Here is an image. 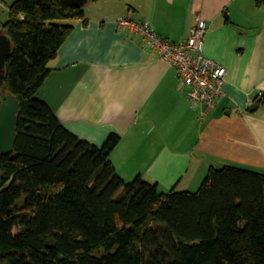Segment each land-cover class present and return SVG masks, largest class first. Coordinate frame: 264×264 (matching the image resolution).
I'll list each match as a JSON object with an SVG mask.
<instances>
[{"label":"trees","instance_id":"16d2710c","mask_svg":"<svg viewBox=\"0 0 264 264\" xmlns=\"http://www.w3.org/2000/svg\"><path fill=\"white\" fill-rule=\"evenodd\" d=\"M83 8L15 0L0 22V89L19 104L13 151L0 152V264H264V174L209 168L194 193L125 182L110 161L118 136L92 145L36 97Z\"/></svg>","mask_w":264,"mask_h":264},{"label":"crops","instance_id":"0c3cea01","mask_svg":"<svg viewBox=\"0 0 264 264\" xmlns=\"http://www.w3.org/2000/svg\"><path fill=\"white\" fill-rule=\"evenodd\" d=\"M14 1L0 0V22ZM88 2L86 23L69 22L36 93L68 131L95 146L118 136L116 173L139 175L161 193L186 191L219 165L264 174V105L248 110L264 96V0ZM121 17L175 42L196 17L206 21L204 55L226 72L215 106H193L175 70L141 36L117 28Z\"/></svg>","mask_w":264,"mask_h":264},{"label":"built area","instance_id":"2783aa9c","mask_svg":"<svg viewBox=\"0 0 264 264\" xmlns=\"http://www.w3.org/2000/svg\"><path fill=\"white\" fill-rule=\"evenodd\" d=\"M116 25L120 30L141 36L144 44L175 70L180 81L179 89L193 106H215L222 95L226 72L223 66L204 55L206 21L196 17L188 36L177 42L159 36L146 21L121 17Z\"/></svg>","mask_w":264,"mask_h":264},{"label":"water","instance_id":"95a60500","mask_svg":"<svg viewBox=\"0 0 264 264\" xmlns=\"http://www.w3.org/2000/svg\"><path fill=\"white\" fill-rule=\"evenodd\" d=\"M89 0H60L63 9L81 8ZM11 51V43L5 34L0 33V85L3 80V67L5 60ZM259 105V100H255L248 107L253 110ZM204 107V105H203ZM19 116V104L12 94L5 93L4 89L0 93V152L10 154L13 151L16 125Z\"/></svg>","mask_w":264,"mask_h":264},{"label":"rangeland","instance_id":"374dc122","mask_svg":"<svg viewBox=\"0 0 264 264\" xmlns=\"http://www.w3.org/2000/svg\"><path fill=\"white\" fill-rule=\"evenodd\" d=\"M88 3H90V2H88ZM87 3V4H88ZM86 4V5H87ZM2 92V89H0V93ZM225 165H227L228 163H224ZM221 166H223V165H221ZM228 166H231L232 167V165H228ZM222 167H220V165H219V169H221ZM204 174V173H203ZM204 175L202 176V179H199L200 181L197 183V185H193V186H191V185H189L188 186V188L187 189H185L187 192H191V193H194V192H196L197 191V189H198V187H199V185L201 184V182H202V180L204 179ZM134 179V177L132 178V179H123L125 182H131L132 180ZM161 190V189H160Z\"/></svg>","mask_w":264,"mask_h":264}]
</instances>
